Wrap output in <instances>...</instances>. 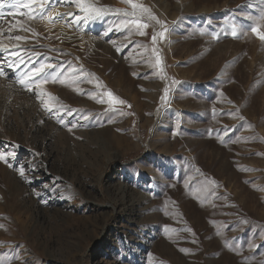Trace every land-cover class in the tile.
Returning a JSON list of instances; mask_svg holds the SVG:
<instances>
[{
    "label": "rangeland",
    "instance_id": "rangeland-1",
    "mask_svg": "<svg viewBox=\"0 0 264 264\" xmlns=\"http://www.w3.org/2000/svg\"><path fill=\"white\" fill-rule=\"evenodd\" d=\"M91 2L113 11L69 27L3 9L0 42L65 83L43 86L63 105L46 112L5 63L0 264H264V44L250 30L264 0H138L169 29L155 45L160 25L141 36L122 0ZM107 91L126 103L91 98Z\"/></svg>",
    "mask_w": 264,
    "mask_h": 264
},
{
    "label": "snow or ice",
    "instance_id": "snow-or-ice-1",
    "mask_svg": "<svg viewBox=\"0 0 264 264\" xmlns=\"http://www.w3.org/2000/svg\"><path fill=\"white\" fill-rule=\"evenodd\" d=\"M123 3L129 5L131 7V11H127L126 9H115L114 11L117 13H122L124 17L130 19H125L123 21L124 26L128 27L129 25L134 26L135 32L138 35H146L145 29L150 26H153L151 22H155V25H160L162 31L156 32L154 30L153 35L151 37L153 45L156 44L158 39L162 40L165 37V34L169 31V29L164 25V22L159 20L151 11L150 8L140 4L138 0H122ZM74 4L78 12L80 14L75 13H60L56 10L57 4ZM21 6L28 9V19H41L47 20L49 23L55 25L57 23H67L64 20V17H73L71 24H68L69 27L72 24L79 25L81 21L87 23L91 19H95L98 17L103 16L108 11H113L111 8H103V7H96L91 0H0V18H3L5 13L3 9L5 7L9 8L8 15H13V13L18 10ZM23 15V13H22ZM252 19V18H250ZM19 25L18 30L22 31H34L29 27H25L24 23L21 21H17ZM264 13H261L260 16L254 19V23L250 26L251 32L264 44ZM11 33V29H9ZM240 34H247V30L238 29V27L234 24L231 28V35L233 38H238ZM3 35L2 30H0V36ZM9 39H14L16 41H23L26 40L27 37L21 35L12 36L9 35ZM18 47V46H17ZM0 50L7 52L10 58H5V60L0 61V77L7 78L6 71H5V63L9 68H12L14 72L17 73L15 78V83L19 84L29 92L35 91L36 98L40 101L41 106L45 109L46 112H54L58 111L59 107H63L62 104L59 102V98L52 95L51 93H46L41 91L43 86L47 84L50 80L53 83H65V79H62L61 74H55L51 71L53 65L51 63H46L45 60L36 59L33 60L32 57H40V53L32 52L30 56H28L27 60L25 59L24 55H21L18 51L12 50L9 51L7 46H5L2 42H0ZM24 53L28 52V49L21 50ZM153 54L155 55V66L157 68L161 65V60L158 54V50L153 47L152 49ZM148 63H151V58H149ZM21 65H25L23 69H21ZM162 70V69H161ZM72 74L71 83L77 82L80 78H82L85 74L83 72L82 67L72 68L70 66L68 70ZM88 76L92 77L93 74H87ZM67 78V77H65ZM98 86H102L98 83ZM168 89H165V93H167ZM44 97H47L45 99ZM106 97V99H105ZM91 98L96 99L98 103H106L110 105L109 111H115L112 105L115 104H125L126 102L112 94L110 91L99 93L96 96H92ZM164 99V97H162ZM122 115L125 113H121ZM87 117H85L86 119ZM243 120V117H240ZM14 156V152H4L0 153V161L7 163V157ZM20 175L24 178V169L21 168L19 170ZM2 227V226H0Z\"/></svg>",
    "mask_w": 264,
    "mask_h": 264
},
{
    "label": "bare ground",
    "instance_id": "bare-ground-1",
    "mask_svg": "<svg viewBox=\"0 0 264 264\" xmlns=\"http://www.w3.org/2000/svg\"><path fill=\"white\" fill-rule=\"evenodd\" d=\"M60 5H62V4H60ZM68 10L69 9H67V10L65 9V11H68ZM96 23H97V21L95 22V24ZM93 24H94V22H93ZM88 25H90V23ZM90 26H91V28L88 29L87 26H86L85 28H82L83 30L81 29L80 26L79 27H80V29H81L82 32H84L86 28H87V30H90V29L92 30V29H95L97 27V25H94L93 26L92 24ZM61 30L62 31H59V32H60V37H61L62 40H64V39L66 40V39H68L70 37H73V36H80V37H82V34L81 33L79 34L78 31H76L75 29L73 30V33L72 32H67L66 28H64V27H61ZM74 33H76V34H74ZM87 40H91V39L87 37ZM93 43H95V42H93Z\"/></svg>",
    "mask_w": 264,
    "mask_h": 264
}]
</instances>
